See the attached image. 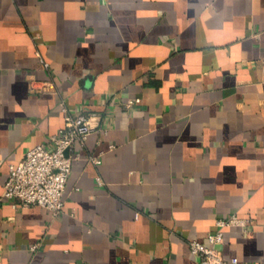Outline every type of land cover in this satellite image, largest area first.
<instances>
[{
    "label": "crops",
    "instance_id": "obj_1",
    "mask_svg": "<svg viewBox=\"0 0 264 264\" xmlns=\"http://www.w3.org/2000/svg\"><path fill=\"white\" fill-rule=\"evenodd\" d=\"M67 112L105 128L64 211L16 208L10 164ZM234 214L218 247L264 264V0H0V264H202Z\"/></svg>",
    "mask_w": 264,
    "mask_h": 264
},
{
    "label": "built area",
    "instance_id": "obj_2",
    "mask_svg": "<svg viewBox=\"0 0 264 264\" xmlns=\"http://www.w3.org/2000/svg\"><path fill=\"white\" fill-rule=\"evenodd\" d=\"M34 82L31 83L33 90H45V86L38 87ZM140 101L139 97L130 99L127 105L132 106ZM64 110L67 108L64 107ZM102 119L101 113L97 112H82L78 115L67 112L64 127L50 137L54 143L53 148L46 143H40L29 149L24 159L10 164L3 196L12 200L16 208L39 205L49 209L54 217L60 215L65 208L64 193L74 161L80 158L76 144L85 143L92 132L105 128L102 126ZM94 159L100 162V159ZM248 223V219L237 214L219 218L216 229L209 235L208 241L189 242L192 254L202 264H239L238 257L227 259L218 245L224 240L226 227L229 225L246 227Z\"/></svg>",
    "mask_w": 264,
    "mask_h": 264
}]
</instances>
